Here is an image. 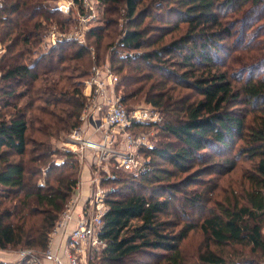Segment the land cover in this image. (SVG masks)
Here are the masks:
<instances>
[{"label":"trees","instance_id":"16d2710c","mask_svg":"<svg viewBox=\"0 0 264 264\" xmlns=\"http://www.w3.org/2000/svg\"><path fill=\"white\" fill-rule=\"evenodd\" d=\"M98 1L103 20L85 45L63 40L44 52L45 25L67 29L71 17L53 0H2L0 251L47 249L78 182L74 155L51 139L80 125L84 82L94 64L108 63L122 103L131 109L141 95L163 120L132 127L157 130V145L140 150L147 171L101 181L116 189L95 264H254L264 257V0ZM120 7L122 29L113 16ZM103 41L115 45L105 57ZM237 170L241 182L220 190ZM161 198L157 232L171 242H143L153 233L141 226L140 246L121 251L129 223ZM195 231L203 241L188 257L181 243Z\"/></svg>","mask_w":264,"mask_h":264},{"label":"built area","instance_id":"2783aa9c","mask_svg":"<svg viewBox=\"0 0 264 264\" xmlns=\"http://www.w3.org/2000/svg\"><path fill=\"white\" fill-rule=\"evenodd\" d=\"M53 1L54 8L64 16H70L74 26L73 29H58L55 24L45 25L39 48L45 52L63 40H73L85 45L87 31L97 22L96 10L99 1ZM6 46L7 43L0 40V55L5 52ZM94 58L92 53V60ZM118 80V76L113 73L108 63L92 66L91 75L84 82L83 94L87 100L80 115V125L70 133L67 143H64V150L78 155L80 160L87 152H92L99 162H107L114 157L115 169L136 176L149 169V159L142 158L140 150L152 149L154 144L151 142L149 132L134 130L132 127L137 124H160L163 117L160 111L152 106L128 109L122 103V95L117 89ZM115 178L113 173H106L103 178L91 176L85 204L76 215L75 225L66 236L60 254L52 251L50 247L52 238L56 235H66L67 226L72 220L79 200L81 185L86 179L84 176L83 181L77 182L74 188L76 198L72 207L69 205L72 201L70 199L52 230L47 249L43 252L32 249L18 250V259L13 263L21 264L25 261L27 264H42V258L49 257L53 264H86L82 260V247L85 244L89 246L104 244L98 235L103 225V217L108 210L106 197L108 193L115 191L114 188L104 189L101 181Z\"/></svg>","mask_w":264,"mask_h":264},{"label":"rangeland","instance_id":"374dc122","mask_svg":"<svg viewBox=\"0 0 264 264\" xmlns=\"http://www.w3.org/2000/svg\"><path fill=\"white\" fill-rule=\"evenodd\" d=\"M117 15H118V27H119V29H122L124 26V22H125L123 8L120 7L118 9L117 14H115L113 16L116 17ZM96 16H97V19H96L97 22H95V25H97L99 22H101V19L104 16L103 7L100 4L97 5ZM73 26H74V21L71 19L70 22L68 23V29H73ZM105 46L106 45H105L104 41L100 47L97 46V48H99V51L102 52V54H104V57L110 50H112L114 48L115 45H112L109 49L108 48L104 49ZM40 50L42 51L41 47H40ZM185 92H188V91H185ZM128 104L130 106H132L133 108L134 107H142V106H145V107L151 106L150 104L143 101L141 95H138L136 98L129 100ZM236 108H244V107L242 105H238ZM160 113L162 114V117H163V113L161 111H160ZM140 131L149 132V134L151 135V142L154 144V147L157 145V143H158V135L157 134L158 133H157L156 129L140 130ZM69 135H70V133L69 134L60 133L56 138H52L51 139L52 147L55 149H58L61 153L65 152L64 143H67V138L69 137ZM145 149H147V148H145ZM141 154H142L141 155L142 158H144L145 160L149 159V157L147 155H144L142 152H141ZM78 158H79L78 155H74V159H75V162H76L77 167H78L77 181L78 182L83 181L82 176L86 177V179L83 182L85 184H87L88 188L90 187L89 179L91 178V176L92 177L97 176V178H103L106 176V173H113V174H115V176H122V175L126 174L124 171L117 170L114 168V166H113L114 165V161H113L114 157H113V159H109L107 162H104V161L99 162L97 159H95L92 152H87L86 154H83L82 160H80V158L79 159ZM54 159L56 160V162H62L64 160V156H55ZM241 166L246 167L247 164L246 163H240V167ZM113 180H115V179H113ZM107 181L108 180H106V182ZM106 182L103 183L104 189H107V190H110L111 188L116 189V187L113 186L111 183L105 184ZM239 182H241L240 181V170L239 171L237 170L232 175H230L228 178H225V179L222 178L221 180H219L218 186H219V188H221L220 190H222V189L225 190V189H230L232 185L233 186L238 185ZM75 198H76V196L73 193L70 197V199L72 200L71 203L69 204L70 207H72L73 202H74L73 200ZM70 199H69V202H70ZM164 200L165 199L161 198V199H158L157 201H155L154 203L150 204L147 207L142 218H140L138 220H132L129 223L128 228H127L129 230V232H127L126 231L127 229H126L121 235V239H120V245L122 247L121 251L129 250L132 248V246H136V245L140 246V243L134 244V242L141 238V235H139L137 232V230L141 226H146L147 228L152 230V233H153V236L150 239H145V240H143V242H145V243L146 242H153L155 244H162V245H164L166 243L169 244L171 242L170 238L163 236V235H160L157 232V226H158L157 222H159V221H158V215L154 214V210L163 206L165 203ZM60 218H61V215H60ZM50 235H51V233H50ZM129 240L133 241L132 245L127 244V242ZM202 241H203V238H202V235L199 231L191 232L190 235L188 236V238L181 243V246H182V249H183V252L185 253V255L188 257L193 256L194 253L196 252L197 248L202 244ZM105 247H106L105 242H104V244H97L95 246H91V245L89 246L88 244L83 245V247H82V249H83L82 250V260L86 264L97 263L96 256H100L101 254H103ZM17 251L18 250L11 251L16 256L14 261H16L18 259ZM251 259H253V257H251ZM263 259H264V257H262V258L256 257L254 260V264H262Z\"/></svg>","mask_w":264,"mask_h":264},{"label":"crops","instance_id":"0c3cea01","mask_svg":"<svg viewBox=\"0 0 264 264\" xmlns=\"http://www.w3.org/2000/svg\"><path fill=\"white\" fill-rule=\"evenodd\" d=\"M83 184L81 185V188H80L78 203L76 205L74 213L72 214V220L70 221V223L67 226L68 229H67L66 235H61V236L56 235L52 238V242H51L50 247H51L52 251L57 253V254H60L62 252V249H63L64 244L66 242V236L73 229V227L75 225L74 220L76 218V215L81 212L82 206H83V204L86 200V197L88 195L89 188H88L87 184H85V183H83ZM15 258H16L15 254L11 251H0V260H3V261L8 262V263L9 262L13 263ZM42 264H53V261L49 257H43L42 258Z\"/></svg>","mask_w":264,"mask_h":264}]
</instances>
